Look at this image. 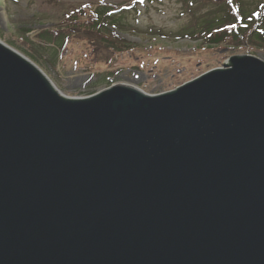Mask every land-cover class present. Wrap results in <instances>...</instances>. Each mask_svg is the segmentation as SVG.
Instances as JSON below:
<instances>
[{
    "label": "water",
    "instance_id": "water-1",
    "mask_svg": "<svg viewBox=\"0 0 264 264\" xmlns=\"http://www.w3.org/2000/svg\"><path fill=\"white\" fill-rule=\"evenodd\" d=\"M222 64L70 99L0 41V264H264V62Z\"/></svg>",
    "mask_w": 264,
    "mask_h": 264
},
{
    "label": "rangeland",
    "instance_id": "rangeland-1",
    "mask_svg": "<svg viewBox=\"0 0 264 264\" xmlns=\"http://www.w3.org/2000/svg\"><path fill=\"white\" fill-rule=\"evenodd\" d=\"M49 1L55 3L53 7L47 6ZM137 2L139 0H0V41L28 59L15 48L24 46L21 41L26 36L20 34V30L28 29L27 36L31 37L38 30L51 26L55 21L54 13H66L67 8L90 13L92 5L117 10ZM58 7L64 10L55 11ZM138 10L136 19L130 21L131 31L116 32L136 45V50L114 55L105 62H95L86 59L84 49L79 48L80 42L74 41L70 43L71 50H66L54 64L45 68L28 60L43 72L57 91L70 99L89 98L118 85L135 86L155 96L222 67L231 56L251 55L264 62V49L236 47L218 51L198 45L197 41L152 36L150 32L157 29L169 34L186 21L175 0H149L146 8L139 5Z\"/></svg>",
    "mask_w": 264,
    "mask_h": 264
},
{
    "label": "trees",
    "instance_id": "trees-1",
    "mask_svg": "<svg viewBox=\"0 0 264 264\" xmlns=\"http://www.w3.org/2000/svg\"><path fill=\"white\" fill-rule=\"evenodd\" d=\"M175 1L180 4L186 21L169 34L157 29L150 32L152 36L197 41L198 45L218 51L236 47L264 49V0ZM148 3L149 0H139L117 10L92 5L90 13L67 8L66 13H54L55 21L51 26L38 30L31 37L27 36L28 29L20 30V34L26 36L21 41L24 46L15 48L37 66L45 68L54 64L66 50H71L70 43L77 41L81 45L79 48L84 49L86 59L105 62L114 55L136 50V45L116 32H130V21L136 19L138 6L146 8ZM54 4L49 1L47 6L53 7ZM54 10L64 9L58 7Z\"/></svg>",
    "mask_w": 264,
    "mask_h": 264
},
{
    "label": "bare ground",
    "instance_id": "bare-ground-1",
    "mask_svg": "<svg viewBox=\"0 0 264 264\" xmlns=\"http://www.w3.org/2000/svg\"><path fill=\"white\" fill-rule=\"evenodd\" d=\"M123 86H127V87L133 88V89L138 90V91L141 92L140 88H137V87H135V86H133V87H132V86H129V85H123Z\"/></svg>",
    "mask_w": 264,
    "mask_h": 264
}]
</instances>
